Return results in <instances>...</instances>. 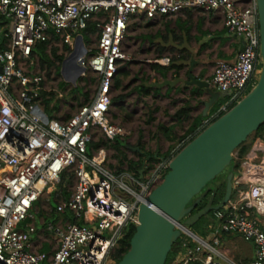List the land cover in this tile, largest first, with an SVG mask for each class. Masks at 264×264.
<instances>
[{
	"label": "built area",
	"instance_id": "built-area-1",
	"mask_svg": "<svg viewBox=\"0 0 264 264\" xmlns=\"http://www.w3.org/2000/svg\"><path fill=\"white\" fill-rule=\"evenodd\" d=\"M190 8L208 16L220 13L229 36L244 39L235 59L217 61L208 80L224 102L167 157L145 161L142 178L129 170L128 161L112 170L106 150L89 156L88 144L96 133L110 142L129 134L112 117L115 78L130 59L124 49L129 22L133 16L150 22L177 18ZM90 22L98 28L93 34L98 46L86 45L80 76L92 72L97 92L71 117H51L41 102L45 73L34 46L67 47V57ZM262 61L257 0H0V264H116L112 252L125 228L139 224L140 205L163 182L171 160L247 94ZM154 62L169 65L171 57ZM75 72L70 69L71 76ZM250 143L242 156L239 149L234 152L239 173L234 171L233 202L213 211L219 224L211 225V241L178 222L183 249L173 264H239L220 246L223 232L253 242L247 264H264V133ZM65 173L74 174L68 196L59 189ZM44 193L47 212L36 205ZM41 211H54L60 219L47 222Z\"/></svg>",
	"mask_w": 264,
	"mask_h": 264
},
{
	"label": "rangeland",
	"instance_id": "rangeland-1",
	"mask_svg": "<svg viewBox=\"0 0 264 264\" xmlns=\"http://www.w3.org/2000/svg\"><path fill=\"white\" fill-rule=\"evenodd\" d=\"M180 17L186 19V12L183 11L177 18L161 19L153 22L142 16H133L129 22L127 35L124 40V49L130 59L123 64L122 69L117 74L115 87L112 91V117L115 122L122 123L127 127L129 134L123 138H118L128 147H122L123 153L121 154L112 146L114 141H107L101 133H96L93 142L106 141L107 143H103L97 148H88V155L92 156V150L97 151V149L103 147L107 153L106 163L112 170H116L117 166H124L127 160H137L139 158L137 145H141L142 153L159 152L161 155L170 153L185 138L184 135H186V130L192 119L204 108V105L199 103V100L191 94L190 90L187 92L188 89L184 88L185 81L189 79L188 70L191 67L192 60L186 62L184 68L180 71H177L175 65L181 63L180 58H178L180 55L190 52L192 59L195 60L193 72L198 71L200 66L204 64L205 70L202 75L210 79L216 65L217 53L222 51L223 45L219 44L217 46V38L209 41V36H207L204 39L206 41L208 39L211 44L204 51L197 54V48L200 43L196 37H201L197 27L198 20L201 17L205 18L203 29L208 30L210 35H221L224 40H227L226 35L228 32L227 30L222 31L224 25L223 17L220 13L208 16L203 11L193 10L188 38L187 32L184 29H180L177 25L176 20ZM87 46L88 48L96 49L98 39L93 35L90 37ZM60 52L61 50L59 49L58 53ZM164 56L171 57V62L169 65H164L168 66L169 69L162 73L155 69L153 64L156 59ZM199 59L200 61H198ZM262 65L263 61L259 64V68H262ZM41 70L45 73L43 90L47 92L45 96L41 95V102L51 117L65 119L71 117L89 103L97 92L98 82L92 72L87 74V76H79L76 83H73L66 81L62 74H57L56 66L51 69L41 67ZM258 79L259 77L256 76L251 80L247 93L257 84ZM117 80L120 81L119 86H116ZM141 84L150 88L148 94L139 91L138 87ZM77 86L78 89L74 90ZM85 93H88V99H86ZM120 95L123 96L122 100L117 99ZM45 99L49 101L45 102ZM186 101L190 103L189 107L192 109L191 118L178 121L175 114L184 106ZM223 102V98H220L216 102V109H211L210 113L217 110ZM162 126L170 127L171 130L165 131ZM253 136L254 133L249 136L247 141H250ZM235 172L239 173L238 168ZM120 176L119 179L121 180ZM124 180L134 189H138L137 185L130 179L126 178ZM224 180L225 176L223 175L216 183ZM67 187L71 191L72 186L67 185ZM47 198L48 195L44 193L40 201L36 203L38 209L49 211L50 204ZM52 198L53 206H55L57 199H54V195H52ZM229 202H233V197ZM41 214L40 216H44L47 222H57L60 219V215L56 213L55 217L50 219L46 218L47 215ZM204 219H209L208 225ZM218 224L219 221L213 218V211H211L203 219L188 227L192 232L211 241L210 234L213 230L211 225ZM131 225L133 224H129L127 228ZM41 227L42 225L39 224V228ZM175 244L176 247L167 264H173V259L183 249L180 242ZM238 244L241 246L240 243ZM239 251L241 254L246 252L245 249L240 248Z\"/></svg>",
	"mask_w": 264,
	"mask_h": 264
},
{
	"label": "water",
	"instance_id": "water-1",
	"mask_svg": "<svg viewBox=\"0 0 264 264\" xmlns=\"http://www.w3.org/2000/svg\"><path fill=\"white\" fill-rule=\"evenodd\" d=\"M257 4L263 59L257 84L174 156L163 182L141 203L139 224L131 238L130 248L117 264H166L182 233L176 227L177 223L182 221L187 226L194 225L211 211L222 208L232 197L233 170L227 175L224 198L215 204L213 192L206 205L195 211L208 193V189H203L231 165L234 152L264 124V0H257ZM244 44L241 38L240 49ZM86 50L84 37L79 34L74 50L62 62L61 74L66 81L76 83L85 70L79 60ZM194 64L192 59L187 83L205 89L204 95L208 99L203 100L202 115L207 116L219 100L220 92L214 90L208 80L194 75ZM72 68L76 72L71 76ZM143 173L144 169H141V178Z\"/></svg>",
	"mask_w": 264,
	"mask_h": 264
},
{
	"label": "trees",
	"instance_id": "trees-1",
	"mask_svg": "<svg viewBox=\"0 0 264 264\" xmlns=\"http://www.w3.org/2000/svg\"><path fill=\"white\" fill-rule=\"evenodd\" d=\"M193 10H195V9L190 8V9L185 10L186 15H187L186 19H182L180 17V18H178L176 20L178 27L180 29H184L187 32L188 38H189L190 25H191L190 23H191V20H192ZM204 22H205V18L201 17L198 20V24H197V27H198V29H199V31L201 33V37H196L198 42L200 43L198 51H197V54H199L202 51H204L211 44V42L210 43L208 42V39L206 41L204 38H207V36H209V41H213L214 40L212 38V35H210L209 31L206 30V29H203ZM97 30H98V28L96 26V23L95 22H90L88 24V27L86 29H84L83 31H81V34L84 37V41H85L86 45H88V43L90 41V35L95 34L97 32ZM225 30L226 29L223 28L222 31H225ZM48 43L49 42H38V43H36L35 46H34V50H33V56L36 55V56L39 57L40 65H41L42 68L51 69L53 66H56L57 74L61 75V66H62L63 60L66 58L65 54H66L67 47H65L60 53H58L60 48L58 46H54L53 45L50 48V50H48L49 49ZM185 52H187V51H185ZM178 58H180L181 63L179 65H175V66L177 67V71H180V70H182L184 68L186 62L192 60V55L190 54V52H187V53H183ZM57 62H58V64H57ZM153 67L155 69L161 71L162 73H165V71H167L169 69L168 66H164V65H161L159 63H154ZM200 78H203L202 74H201ZM119 84H120V81L117 80L116 81V86H119ZM184 88H186V89L190 88L191 89L190 90L191 94L193 96H196L197 98H201L205 94V89L202 88V87H198L196 85H188L187 83H185ZM76 89H78V86L74 88V90H76ZM138 89H139V91L141 93H144V94H148L149 91H150V88L147 87L144 84H141L138 87ZM41 94L43 96H45L47 94V92L42 89L41 90ZM85 95H86V99H88L89 98L88 93H85ZM117 99L122 100L123 96L120 95V96L117 97ZM46 101H49V100L45 99V102ZM199 103L204 105L202 99L199 100ZM215 105L211 109H213V110L216 109ZM191 110L192 109L189 106H183L177 111V113L175 114V117L177 118L178 121H182L183 119L184 120H189L191 118V115H190ZM206 117L207 116H203L202 115V110H201L199 112V114L192 119V122L188 126V128L186 130V135H184V137H186L187 135L193 133ZM162 128L165 131L171 130L170 127L162 126ZM263 133H264V124H262L258 128V130L254 132V136L251 138L250 141H247V142L243 143L238 148L239 151H240V155L242 156L249 149V147L251 145L250 142L254 138H256L258 136L262 137ZM103 143L106 144L107 142L106 141H104V142L103 141H101V142H93L92 141V142H90L88 144V148L89 147H96L97 148V147L101 146ZM112 146L118 152H120L121 154L123 153L122 152V147H125V148L128 147V145L126 146L125 144H123L121 139L118 138V137L115 138ZM137 148H138L137 153L139 155V158L137 160L130 159V160H127V161H128V164H129V170L130 171H135L137 173L138 177H140V168L143 166L145 161H149V162L159 161V160L167 157L170 154L169 152L164 154V155H161L159 152H157V153H150V152L142 153L141 150H143V149H142L141 145H137ZM238 166H239V161H237L234 158L232 163H231V165L224 172H222L214 180L210 181L207 184V186L203 190L208 189V193L202 199V201L198 204L196 210H199V209L203 208L206 205L207 201L210 199V197H211L213 192H215V202L216 203L220 202L224 198L225 191H226L227 175H228L229 171H231V170L235 171L238 168ZM225 173H227V174H225ZM223 175L225 176V180L221 181L219 183H216L218 181V179L221 176H223ZM64 182H66V184L69 185V186H73L74 174L73 173H65V174H63L62 180H61V182L59 184V189L62 191L63 195L64 196H68L71 191H69L67 185L66 186L63 185ZM52 200H53V198L51 199V204L53 206ZM53 207H55V206H53ZM41 213H40L41 215H45V216L47 215L44 211H41ZM54 217H55V212L54 211L46 216L47 219L54 218ZM203 218L204 217H202L201 219H203ZM205 221L207 222V225H208L209 219H206ZM126 228L124 230L123 238L120 240L119 246L112 252V255H111L112 258L116 261V264L122 259L124 254L129 250L131 238H132V236L134 235V233L136 231V226L135 225H131L129 228H127V229ZM177 242H180V240L178 239ZM175 247H176V244L173 245V247H172V249H171V251H170V253L168 255L166 264H167L168 260L170 259V257L172 256V253H173ZM47 248H48L47 246H44V249H47Z\"/></svg>",
	"mask_w": 264,
	"mask_h": 264
},
{
	"label": "crops",
	"instance_id": "crops-1",
	"mask_svg": "<svg viewBox=\"0 0 264 264\" xmlns=\"http://www.w3.org/2000/svg\"><path fill=\"white\" fill-rule=\"evenodd\" d=\"M227 36V40H224V38L219 35V36H215L212 35V38H217V42L216 45L218 46L219 44H222V51L217 53V61L219 60H234L237 54L238 49L240 48V39L233 37V36H229V34L226 35ZM199 48V47H198ZM197 48V50H198ZM200 61V59L198 60ZM205 63V62H204ZM205 66L204 64H202L200 66V69L198 71H194V75L198 78H200L201 74L204 73V69ZM201 79H206L209 80L208 78H206V76H203V78ZM185 83H187V81H185ZM188 84V83H187ZM189 85V84H188ZM191 90L190 88L187 90V92ZM197 100H206L208 99L207 95H203L201 98H197L196 96H194ZM190 103L188 101H186V103L184 104V106H189ZM118 168V166H117ZM241 246H239V244ZM220 246L227 250L230 254V256L233 258V260L239 264H247L249 263V261L252 259L253 255H254V250H255V244L253 242L250 241H245L239 234L236 233H225L223 232L221 234V244ZM244 247V248H241ZM240 249H245V254H241V252L239 251Z\"/></svg>",
	"mask_w": 264,
	"mask_h": 264
},
{
	"label": "flooded vegetation",
	"instance_id": "flooded-vegetation-1",
	"mask_svg": "<svg viewBox=\"0 0 264 264\" xmlns=\"http://www.w3.org/2000/svg\"><path fill=\"white\" fill-rule=\"evenodd\" d=\"M208 201H209V200H208ZM208 201H207V202H208ZM215 204H216V203H215ZM196 209H197V208H196ZM195 211H197V210H195Z\"/></svg>",
	"mask_w": 264,
	"mask_h": 264
},
{
	"label": "bare ground",
	"instance_id": "bare-ground-1",
	"mask_svg": "<svg viewBox=\"0 0 264 264\" xmlns=\"http://www.w3.org/2000/svg\"><path fill=\"white\" fill-rule=\"evenodd\" d=\"M100 159V158H99Z\"/></svg>",
	"mask_w": 264,
	"mask_h": 264
}]
</instances>
